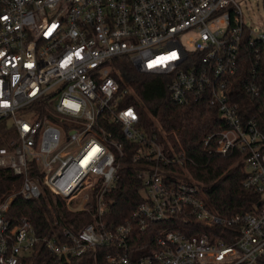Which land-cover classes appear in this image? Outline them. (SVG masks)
Here are the masks:
<instances>
[{
    "label": "built area",
    "instance_id": "obj_1",
    "mask_svg": "<svg viewBox=\"0 0 264 264\" xmlns=\"http://www.w3.org/2000/svg\"><path fill=\"white\" fill-rule=\"evenodd\" d=\"M246 39L260 57L264 30L245 23L236 0H0V168L23 177L26 200L42 196V180L67 202L80 194L75 209L94 217L79 231L65 227L63 237L40 235L29 218L12 225L8 198L0 203V264H33L39 246L58 264L97 246L114 248V264H264V130L241 102L260 94L261 77L243 65ZM122 57L139 72L170 76L174 102L217 108L221 128L205 142L239 155L244 186L261 195L257 211L222 217L168 168L179 157L125 105ZM128 155L145 200L114 225L108 195ZM157 222L178 228L151 227Z\"/></svg>",
    "mask_w": 264,
    "mask_h": 264
},
{
    "label": "trees",
    "instance_id": "obj_2",
    "mask_svg": "<svg viewBox=\"0 0 264 264\" xmlns=\"http://www.w3.org/2000/svg\"><path fill=\"white\" fill-rule=\"evenodd\" d=\"M242 46L241 53L246 60L243 65L246 69L257 67L261 77V92L258 96L244 93L241 102L246 115L257 118L264 130V49L261 48L260 57H257L256 46L250 45L247 39ZM117 63L122 71L117 74L118 79L122 86L130 90L125 105H134L140 115V125L157 136L167 153L180 159V162L168 168L176 171L185 181L197 185L207 205L222 217L257 211L261 195L244 186L247 173L239 155L223 156L215 151V145L205 142L208 135L221 128L217 108L207 102L178 104L169 93L170 76L139 72L128 57H122ZM5 133V127L0 126V147L6 145ZM120 138L123 139V136ZM124 142L128 148L127 141ZM133 151L131 149L128 152ZM124 162L118 173L117 184L108 195L110 203L106 220L114 225L131 218L135 209L145 200L137 166L132 164L130 155ZM40 182L42 196L26 200L20 193L23 177L14 174L11 169L0 168V203L10 198L6 215L12 225H17L26 217L32 221L36 233H57L63 237L65 227L79 231L94 220L93 212L76 210L73 201L67 202V199L53 193L42 180ZM151 227L178 228L165 222L154 223ZM146 239L151 242L153 236ZM113 251L112 246H97L72 257L70 262L59 264H114L109 259ZM33 264L58 263L53 253L45 246H39Z\"/></svg>",
    "mask_w": 264,
    "mask_h": 264
},
{
    "label": "rangeland",
    "instance_id": "obj_3",
    "mask_svg": "<svg viewBox=\"0 0 264 264\" xmlns=\"http://www.w3.org/2000/svg\"><path fill=\"white\" fill-rule=\"evenodd\" d=\"M242 9L245 23L254 28L257 33L264 30V0H236ZM80 194L73 201V206L79 205Z\"/></svg>",
    "mask_w": 264,
    "mask_h": 264
}]
</instances>
